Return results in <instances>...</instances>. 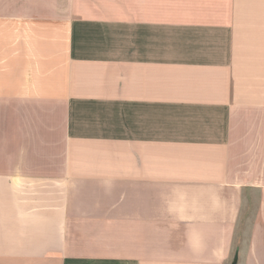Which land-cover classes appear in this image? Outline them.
<instances>
[{"label":"crops","instance_id":"obj_1","mask_svg":"<svg viewBox=\"0 0 264 264\" xmlns=\"http://www.w3.org/2000/svg\"><path fill=\"white\" fill-rule=\"evenodd\" d=\"M0 264H264V0H0Z\"/></svg>","mask_w":264,"mask_h":264},{"label":"rangeland","instance_id":"obj_2","mask_svg":"<svg viewBox=\"0 0 264 264\" xmlns=\"http://www.w3.org/2000/svg\"><path fill=\"white\" fill-rule=\"evenodd\" d=\"M238 243H239V240H238Z\"/></svg>","mask_w":264,"mask_h":264}]
</instances>
